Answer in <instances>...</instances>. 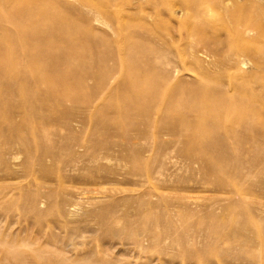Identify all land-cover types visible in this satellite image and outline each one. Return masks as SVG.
Returning a JSON list of instances; mask_svg holds the SVG:
<instances>
[{
	"label": "bare ground",
	"instance_id": "obj_1",
	"mask_svg": "<svg viewBox=\"0 0 264 264\" xmlns=\"http://www.w3.org/2000/svg\"><path fill=\"white\" fill-rule=\"evenodd\" d=\"M112 1L115 0H105V4L110 6L113 4ZM78 3L81 8L87 9V14L83 13L85 10L81 12L79 6L71 4L66 6L67 12H62L58 4L53 2L47 4L43 0H0V40L2 41L0 43L2 54L0 57V117L5 118L0 119V136L4 138L3 145H5L0 148L1 153L2 150L5 152L6 147L10 145L13 146L16 156L22 155L26 161L36 159L41 162L46 157L55 160L64 150L68 151L73 146L88 149L89 146H86L82 136L80 139L79 137L71 139L69 136L60 135L57 128H52V125L65 126V119L73 121L71 116H68L70 113H65L58 101L53 104L55 100L69 96L77 107L92 109L89 115L85 113L82 121L94 123L92 134L97 135V139L102 136L105 137V141L107 138L117 139L115 143L112 141L113 147L110 143L109 145L105 143L108 145L106 146L103 139L99 142L94 141V144L89 142L90 149H94L95 154L97 150L98 153L99 150L100 153L103 150V154L104 151L118 147L122 159L129 163L130 168L137 174L151 175L153 180L160 176L161 169L164 168L163 163L166 162L164 157L169 152L164 150L160 152L163 154L160 156L162 160H157V165L154 167L144 160L145 151L140 143L142 140L147 142L146 128L151 127L152 121L158 118L160 120L169 118L171 113H173L171 120L176 124L179 136L183 139L181 145H184L181 151L175 149L176 157H183L189 163L197 165L204 178L216 177L219 174L220 180L213 183L218 189H225L228 186V180L225 179L239 180L246 173L256 169L264 170V156L259 153L260 145L264 144V96L262 99L259 95L260 99H258L256 95L244 92V89L251 88V76L244 84L237 80L224 83L215 78L208 81L203 78L192 83H187L183 79L177 81L174 79L173 73L176 69L174 70L173 60L177 57L190 56L193 59L202 57L206 60L223 55L222 48L221 50L217 47L212 48L207 40L200 38L201 35L199 37L197 25L186 22L181 30H178L177 34L184 42L180 47L167 41L163 30L152 31L153 29L151 30L147 23L142 25L135 19L118 18V30H116L109 25L105 17L104 12L108 7L104 6L102 1L94 3L89 0H78ZM184 3H186L185 7L179 9L186 11L187 15L184 14L188 21L190 17L201 19L208 7L214 11L220 10L219 17L224 24L216 28V31L223 30L227 34L226 40L229 45L226 55L230 57L229 60L237 58V63L245 64V59L242 58L243 52L240 49L238 51L237 47L243 42L253 41L256 45L251 49L250 59L254 61L256 69H264V0H197V2L186 0ZM92 22L109 27L113 32L108 33L111 32L108 30L106 33L104 30L97 29L94 31ZM100 60L105 61L106 64H102ZM98 62L101 64L98 65ZM257 75H261V71H258ZM88 81H92V84L90 85ZM93 88L99 90V93L93 97L90 94V96L82 94L84 91L89 93L92 90L93 92ZM262 89V95H264V84ZM104 93H107L108 97L119 93L123 105L115 109L113 113L115 117L123 115L122 118L113 120L106 118L105 111L101 110L103 105L97 102L105 99ZM50 112L57 114L55 118L48 117ZM68 126L66 125L67 128ZM54 137L59 141L57 142ZM155 139L159 140V138ZM228 139H232L237 147H254L258 154L254 155L249 162L243 163L240 156L232 151ZM204 141L212 143L207 142L210 144L207 145ZM157 150L151 149L156 157L159 154ZM156 157L151 161L152 164L156 163ZM239 191L236 185L229 191L231 195L238 194L239 197V200L232 204L233 207L240 206L241 200L246 197L256 202V194L242 195ZM140 198L138 201L143 200ZM60 200L63 202V198ZM167 210H169L167 213L174 214L173 217L175 211L177 212V210L174 213L171 212L170 208ZM180 210L185 212L181 213L185 215L184 218H192L200 212V209H191L188 205H183ZM213 211H215L213 208L208 209L204 218L213 222L214 235L218 233L217 231L222 232L225 229L236 233L242 239L236 240L235 245L244 253L245 261L248 264H264V248H259V245L263 244L261 231L257 230L254 233L256 244L252 241L253 239L246 241L244 235L249 233L245 232L247 227H236L233 223L226 227L220 223ZM162 214L165 215L166 212ZM176 214L178 215L179 212ZM152 215L154 216L153 213ZM237 215L240 218H250L249 212L243 211ZM149 217H152L149 212L144 211L142 219L146 221ZM145 227L136 230L139 234L132 237L133 243L141 251L145 242L155 240L141 234ZM187 237L181 234L178 238V243L183 249L181 254L189 258L201 254L200 249L191 245ZM229 237L231 239V233ZM175 239L177 238H174V244ZM252 244L254 248L250 247ZM6 254L8 258L13 259L12 263L17 264L23 259V255L13 250H8ZM59 262L63 263V260ZM22 263L23 261L19 264Z\"/></svg>",
	"mask_w": 264,
	"mask_h": 264
},
{
	"label": "rangeland",
	"instance_id": "obj_2",
	"mask_svg": "<svg viewBox=\"0 0 264 264\" xmlns=\"http://www.w3.org/2000/svg\"><path fill=\"white\" fill-rule=\"evenodd\" d=\"M43 1L47 4L52 2L58 4V8L62 12H67L66 6L69 4L79 6L78 0ZM89 1L94 3L102 1V4L108 7L104 12L105 17H107L109 25L116 30H118V18L135 19L142 25L147 23L146 25L151 30L153 29L152 31L163 30L166 33L167 41L180 47L184 42L180 40L177 34L178 30H181L186 22L197 25L199 37L201 35L200 38L207 40L212 48L217 47L219 50L222 48L221 53L223 55L222 57L207 58L206 60L202 57H199V59H193L190 56L177 57L173 60V65H176H174V70H178L177 73L174 71L176 74L173 73L174 79L176 81L183 79L187 83H192L203 78L205 81L215 78L224 83L237 80L242 81L241 84H244L251 76V88L244 89V92L256 95L258 99H260V96L261 98L264 96L262 95L264 69H256L254 61L250 59L251 49L254 48L256 43L246 41L241 43L240 46L238 45L237 49L238 51L242 50V58L245 59V64H241V66L237 63V58L230 61V57L226 55L229 45L226 40L227 34L223 30L216 31V28H220L224 24L219 17L220 10L215 9L217 15L214 19H208L205 14L201 19L190 17L191 19L188 21L185 19L186 11L179 9L185 7L186 3L184 1L186 2V0H115L112 1L113 4L110 6H107V3L105 4V0ZM195 1L197 2V0ZM78 8L81 12L85 10L83 13L87 11L84 7V9L80 6ZM92 26L95 28L94 31L96 29L104 30L106 33L108 30L111 31V28L95 22H92ZM0 57H2L1 53ZM101 63L106 64L105 61H101ZM101 63L98 62V65ZM107 63L112 64L111 62ZM258 71H261L259 76L257 75ZM89 83L91 85L92 81ZM90 91L92 92V90ZM90 91L89 93L84 91L82 94L92 95L93 97V95L99 93V90L94 88L92 93ZM106 94L104 93L106 97L103 101H97L103 105L101 110L105 111L106 118L111 120L122 118L123 115L115 117L113 113L115 109L123 105L119 93H115L116 95L112 97H108ZM57 101L65 113H70L68 116H71L73 121L65 119V126L52 125V128H57L60 135L69 136L71 139L75 137L80 139L82 136L86 146L89 147L88 149L87 147H79V149L73 146L76 149L64 150L65 153L63 151L59 154V158L54 160L46 157L41 162L36 159L26 161L24 156H16L13 146L10 145L6 147L5 152L2 150L1 153L0 151V264H16L11 262L13 259L8 258L6 254L8 250L23 255L25 258L22 256V264H30V261L31 264H227L228 262V264H248L242 250L240 251L239 247L235 245L236 240L242 239L241 236L226 229L222 232L217 231L218 233L214 235L213 222L204 218L210 208L215 210L213 212L218 216V220L226 227L232 223L233 225L236 224V227H247L245 232L249 233L244 235L246 241L253 239L252 241L256 244L254 233L257 230L261 231L263 244H260L259 248H264V170L256 169L253 172L246 173L239 180L225 179L228 180V186L225 189H218L213 183L220 180L221 176L219 174L220 177L216 176L217 178L215 176L204 178L197 165L189 163L183 157H176L175 149L181 151L184 149V145H181L183 139L179 136L176 124L171 120L173 114L171 113L169 114L170 117L166 118L167 120L158 118L152 121L151 127L146 128L147 142L142 140L140 143L144 147L142 149L146 152L143 153V156L145 155L144 160L154 167L157 165V160L161 159L160 156L163 155L161 154L163 150L169 152L166 155L167 157H164L166 164L163 163L164 168L161 169L160 176L153 180L151 175H140L134 172L129 163L122 159L123 157L120 156L119 149L116 146L113 148L114 150L117 149L116 151L111 149L107 151L108 153L104 151L102 154L103 150H101V153L100 150L99 153L97 150L95 154V150L90 149V144H94V141L99 142L103 139L104 144L108 143L109 145L110 143V146L113 147L112 144L117 139L107 138L105 141V137L102 136L97 139V135L92 134L94 123L92 121H82L85 113L89 115V112H92L91 108L77 107L69 96L55 100L53 104ZM50 113V116L48 115L50 119L55 118L57 115L55 112ZM0 119L4 120L5 118L0 117ZM66 125H69L68 128ZM155 135L156 137H154ZM155 138H159V140ZM56 140L59 141L58 138ZM227 141L232 146V151L240 156L243 163L249 162L254 155L258 154L254 147H237L232 139ZM89 142L90 144H88ZM204 142L207 145L212 143L211 141ZM3 143L4 138L0 136V148L5 146ZM200 144H202V141H200ZM149 148L150 150H146ZM153 148L158 149V157L151 151ZM260 149L259 153L264 156V144L260 145ZM170 151L174 152L170 154ZM104 155H107V157ZM155 157L157 158L156 163L152 164L151 161ZM235 185L240 189L239 194H256V202L246 197L241 200L242 204L240 206L233 207L232 204L237 202L239 197L238 194L231 195L229 191ZM180 195L182 197H179ZM184 195L185 198H183ZM139 197L144 201H138ZM60 198H63V202ZM183 205H188L191 209H200V212L192 218H184L185 215L182 214L185 212L180 210ZM169 208L173 213L177 210L174 217V214L167 213ZM163 210L167 215L162 214L164 213ZM144 211L149 212V215L154 219L152 217H149L146 221L144 218L142 219ZM243 211L249 212L250 218L241 217V219L237 217V214ZM161 214L163 215L162 218ZM181 219H183V222H181ZM144 224L146 227L143 226ZM168 224L171 226L169 227ZM142 226L146 229L141 234L151 240L154 238L153 242L155 243L145 242V248L143 247L141 251L133 243L132 237L139 234L136 233V230L142 229ZM228 232L231 233V239L228 238L230 236ZM181 234L184 237L188 236L187 240L191 245L200 249L201 254H196L193 258L182 255L183 249L178 243ZM209 237L212 240L211 242H209ZM174 238H177L175 239L177 244H174ZM250 247L254 248V245L252 244ZM211 249L213 250L211 251ZM225 257L227 258L225 259ZM61 259L63 263L59 262Z\"/></svg>",
	"mask_w": 264,
	"mask_h": 264
},
{
	"label": "clouds",
	"instance_id": "obj_3",
	"mask_svg": "<svg viewBox=\"0 0 264 264\" xmlns=\"http://www.w3.org/2000/svg\"><path fill=\"white\" fill-rule=\"evenodd\" d=\"M216 12L211 8V7H208L206 9V16L208 19H214L216 17Z\"/></svg>",
	"mask_w": 264,
	"mask_h": 264
}]
</instances>
